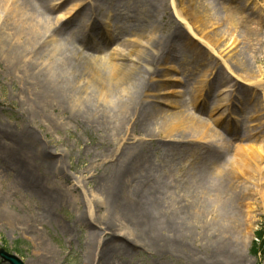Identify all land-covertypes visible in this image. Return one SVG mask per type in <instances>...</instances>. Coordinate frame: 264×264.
<instances>
[{
	"label": "rangeland",
	"instance_id": "1",
	"mask_svg": "<svg viewBox=\"0 0 264 264\" xmlns=\"http://www.w3.org/2000/svg\"><path fill=\"white\" fill-rule=\"evenodd\" d=\"M166 1L167 10L162 17L161 10L153 8L150 0H17L20 9L41 25L54 30L67 22L61 32L65 41L59 39L58 33H47L45 42L25 53L19 62L0 60V246L19 256L24 264H44L47 249L51 264H85L87 226L76 220L78 206L69 201L57 204L51 210L52 216L45 217L47 203L36 186H79L77 194L85 191L91 197L92 186H99L100 179L115 163V156L111 155L125 145L131 153L137 150L147 154L151 172L158 174L159 181L154 186H185L193 195L195 191L213 189L212 186H228L225 172L231 166L219 163L238 154L250 161L251 151L257 147L254 139L259 137L263 140L260 144L264 143V23L253 21L256 14L246 8L239 14L246 16V24L240 27L238 39L230 33L231 27L224 25L231 38L228 44L234 39L235 42L215 52L203 42L197 24L188 14L183 11L179 17L171 0ZM257 1L258 8L263 9L264 0ZM211 3L223 10L221 17L238 5L236 0ZM51 5L55 6L49 8ZM90 6L99 10L95 19L84 13ZM260 18L263 20L264 11ZM206 29L212 31L216 27L207 24ZM150 35L151 42L159 38L171 41L169 57L148 61L158 50L145 45ZM224 38L220 44L229 40ZM122 39L141 55L131 56L119 67L125 76L115 87L107 57L121 46ZM53 46L56 51H52ZM83 49L99 50L100 56L88 57L79 51ZM198 50L209 56L205 63L209 66L203 70L195 59ZM224 58L230 68L225 66ZM43 62L50 64L51 74L63 68L66 73L62 83H55L54 93L62 92L54 100L44 97L50 87L44 82L46 69L38 74ZM249 74L253 79L247 77ZM141 78L150 86L140 98L127 102L126 113L116 98L118 90ZM89 84L107 90L109 101L98 98L96 89L86 95L84 87ZM198 84L203 87L201 91ZM79 95L85 101L78 100ZM90 104H98V113L109 116L112 125L122 121L124 135L113 137L94 126L90 122ZM134 110L142 120L130 119ZM180 112L185 115L180 120L183 125L167 132V125L174 116L180 117ZM186 117L197 118L201 125L219 130L226 143L219 149L213 147L204 130L191 131ZM217 117L221 121L219 127L214 123ZM27 130L34 138L22 136ZM5 131L6 135H13L12 139L4 137ZM191 162L194 168L189 177L185 170ZM216 165L222 169L220 174L215 171ZM235 173L234 186H253V179L242 167L236 168ZM181 176L188 183L177 181ZM260 184L264 191V182ZM263 199L261 195L256 197L247 216L239 214L243 224L234 243L238 264H264V251L255 252L258 245L253 243L255 233L264 229ZM221 205L217 206L220 212L234 213ZM116 259L120 264H189L182 257L158 259L138 249ZM0 264L8 263L0 258Z\"/></svg>",
	"mask_w": 264,
	"mask_h": 264
},
{
	"label": "bare ground",
	"instance_id": "2",
	"mask_svg": "<svg viewBox=\"0 0 264 264\" xmlns=\"http://www.w3.org/2000/svg\"><path fill=\"white\" fill-rule=\"evenodd\" d=\"M80 1L83 3L84 0ZM150 1L153 8L161 10L163 17L166 13L165 9L167 10V1ZM211 1L171 0V5L179 17L183 11L188 14V17L197 24L203 42L215 52L219 48L222 50L228 47L240 35L238 31L241 32L240 27L246 24V16L239 14L244 13L246 8H249L250 14H256L253 21L264 23V18L263 20L260 18L264 8L261 10L258 8L257 0H236L238 5L232 13L227 15L228 17L226 15L221 17L220 13L223 10L213 6ZM1 2L3 3L0 5V60L6 59L11 63L19 62L25 53L33 52V48L45 42L47 33L50 35L58 33L59 39L65 40L61 32L67 27V22L59 24L53 30L47 24L41 25L37 19L26 15L16 4L17 0H0V4ZM54 6L51 5L49 8ZM88 9L89 11H84L85 15L95 19L99 10L93 6ZM207 24L216 27V29L207 30ZM224 25L230 26L232 29L230 33L235 35V39L230 44L228 41L231 38L228 37L229 33L223 28ZM151 37L150 35L145 45L156 46L158 50L152 56L150 55L148 61L158 62L162 58L169 57L168 44H171V41L159 38L151 42ZM224 37L229 40L220 44L222 40H225ZM120 44L121 46L109 53L107 57L110 76L114 79L112 83L115 87H117L120 79L125 76L124 71L119 67L124 66L128 59L133 58L131 56L141 55V53H137L134 46L127 45L124 39ZM56 49V46L52 47V51H56ZM99 52L98 50L88 51L86 56L98 57L100 56ZM143 53L147 55L148 52L144 51ZM208 58L209 56L205 52L200 50L195 52V59L198 60L201 70L209 66V63L205 64ZM134 59L132 60L137 61ZM223 62L227 68H230L227 58H224ZM132 65L134 69L137 68L136 64L133 63ZM49 67L51 66L48 62H43L38 68L40 69L38 74H42V70L46 69L44 82L52 91L47 88L44 97L54 100L62 92L54 93L55 83L58 84L66 78V73L63 68L56 71L55 74H51ZM212 72L213 68L210 76L213 74ZM200 73L202 74L201 71ZM258 76H261V73ZM247 77L253 79L254 76L249 74ZM235 78L237 79V76ZM110 85L112 84L110 83ZM149 86V82L141 78L118 90L116 98L119 100L120 106L126 108V113L129 109L127 102L130 103L133 98H140ZM201 86L198 84L200 91L203 89ZM93 89L99 91L98 98H101L102 101H109L108 91L97 89L92 84L84 87V93L87 95ZM76 92L79 91L76 90ZM83 98L80 95L77 96L78 100H84ZM220 100L226 102L225 98H220ZM220 104L221 101L214 104L211 110ZM97 105L90 104L88 106L93 110L90 122L98 128H103L102 131L110 136L115 137L119 133L124 135L122 121L120 120V124L112 125L109 116L98 113ZM184 117V114H181L180 117L174 116L172 122L167 125L166 131L171 132L173 128L182 126L183 122L181 123L180 120ZM186 118V123L192 128L191 131H197L200 128L201 132L204 130L206 138L212 141L213 147L219 149L218 147H222L226 143V139L219 130H214L211 125H201L197 118L194 120L190 117ZM130 119L134 122V119L139 121L142 120V117L134 110L131 112ZM219 119L217 117L214 121L218 127L221 126ZM22 136L29 139L34 138L33 133L28 130ZM4 137L12 139L13 135L10 133L6 135L5 131ZM254 140L257 147L256 151H251L252 160H245L241 154H238L232 155V159L230 158L229 161L226 159L227 162L219 163V165L228 164L231 166L230 171L225 172L229 181L228 186H212L213 189H203L200 191L201 193L194 190L193 195L188 194L185 186H154L155 182L159 181L157 179L158 174L155 173V175L151 172L147 154L139 153L135 149L131 153L125 145H121L120 149L117 148L116 153L112 151L114 154L111 156H115V163L111 165L112 168L108 174L100 179L99 186H92L94 195L91 197H88L85 191L82 192V195L77 194L79 186H66L65 189H61L59 186H36V191L43 196L47 203L45 217L52 216L51 210L57 204L69 201L78 206L76 220L87 226L84 239L85 264H120L116 259L118 256L132 253L136 249L158 259H166L172 256L182 257L189 264H216L217 261L225 264H238L239 256L235 251L234 243L235 234L240 233L243 224L239 214L243 217L247 216L256 204V197L259 195L264 197V191L260 189V183L264 182V143L260 144L263 140L259 137ZM237 150H240L239 146ZM240 167L250 174L253 179V186L246 184L234 186L233 182L237 179L235 169ZM192 168H194L193 162L185 170L189 177L192 175ZM215 169L218 174L222 172V169L217 165ZM180 180L188 183L187 179L183 180L182 176L177 181ZM220 203H222L221 206L233 210L234 213L220 212L217 208ZM65 229L69 231L68 226ZM51 257V252L47 249L42 260L44 264H51Z\"/></svg>",
	"mask_w": 264,
	"mask_h": 264
},
{
	"label": "water",
	"instance_id": "3",
	"mask_svg": "<svg viewBox=\"0 0 264 264\" xmlns=\"http://www.w3.org/2000/svg\"><path fill=\"white\" fill-rule=\"evenodd\" d=\"M0 258L8 264H24L19 256L9 252L3 246H0Z\"/></svg>",
	"mask_w": 264,
	"mask_h": 264
},
{
	"label": "trees",
	"instance_id": "4",
	"mask_svg": "<svg viewBox=\"0 0 264 264\" xmlns=\"http://www.w3.org/2000/svg\"><path fill=\"white\" fill-rule=\"evenodd\" d=\"M257 241V242H256ZM254 245H258V248L255 252L260 251L261 253L264 251V229L261 227L256 233H255V240Z\"/></svg>",
	"mask_w": 264,
	"mask_h": 264
}]
</instances>
